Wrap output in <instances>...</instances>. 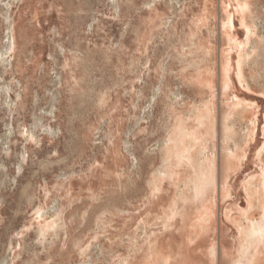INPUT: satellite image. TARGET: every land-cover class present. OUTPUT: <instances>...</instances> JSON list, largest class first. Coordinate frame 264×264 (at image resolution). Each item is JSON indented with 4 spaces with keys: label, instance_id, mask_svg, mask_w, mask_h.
Here are the masks:
<instances>
[{
    "label": "rangeland",
    "instance_id": "1",
    "mask_svg": "<svg viewBox=\"0 0 264 264\" xmlns=\"http://www.w3.org/2000/svg\"><path fill=\"white\" fill-rule=\"evenodd\" d=\"M263 186L264 0H0V264H228Z\"/></svg>",
    "mask_w": 264,
    "mask_h": 264
},
{
    "label": "bare ground",
    "instance_id": "2",
    "mask_svg": "<svg viewBox=\"0 0 264 264\" xmlns=\"http://www.w3.org/2000/svg\"><path fill=\"white\" fill-rule=\"evenodd\" d=\"M174 2V1H173ZM6 43L8 44V48L12 47V45L14 44V36H13V24L12 22L9 20V28L7 30V37H6ZM258 47V46H257ZM256 53V52H255ZM259 55V54H258ZM198 79H200V81H202V78L199 77ZM201 83V82H200ZM160 88L158 87L157 90H159ZM197 109V108H196ZM199 113V112H198ZM210 113V112H209ZM207 115V113H206ZM197 116V115H196ZM211 117V116H210ZM199 118V117H198ZM225 119V118H224ZM227 119V117H226ZM206 120V119H205ZM203 121V120H202ZM202 121H200L199 119V123L202 124ZM209 123V122H208ZM205 124V123H204ZM207 124V123H206ZM211 124H214L211 123ZM210 125V123H209ZM184 126V125H183ZM224 127V126H223ZM226 128V125H225ZM234 128V127H233ZM209 129V126H206V130ZM231 129V128H230ZM210 130V129H209ZM226 131V130H225ZM227 131H229V128L227 129ZM232 131V129H231ZM187 132V130H186ZM182 133V130H181ZM236 133V132H235ZM234 133V134H235ZM179 134V133H178ZM236 135V134H235ZM243 136V134H241ZM241 135H239V139L241 138ZM178 141V140H177ZM180 144V143H179ZM177 142H175V146L179 145ZM233 144L235 145V147H238L239 145V140L237 139L236 141H233ZM164 150L166 151V149L168 148V144L167 142H165V144L163 145ZM126 149L130 152V154L134 157V153L133 150L131 148V146L127 145ZM189 149V148H188ZM237 155V154H236ZM189 156V155H188ZM233 157V156H232ZM188 158V157H187ZM230 162L226 163L225 166H230ZM163 172H161L162 174ZM263 190H264V186H263ZM250 195L253 198L254 201H256V205L260 204V198H259V187H257V185L252 186L250 189ZM264 193V191H263ZM262 206V208L264 209V204L260 205ZM259 206V207H260ZM261 208V207H260ZM204 216L206 217V213L201 215V218L203 220ZM210 220V219H209ZM209 220L207 219L206 221L200 222L199 223V229H202L204 226L203 224H206L207 222H209ZM196 230H198L197 228H195ZM241 236H240V247H241V256L240 258H238L237 260L233 259V257H230L229 253H225V257H227V262L228 264H256L254 261L256 259V257L258 258V256H260L262 254V250L260 248V239L264 238L262 237L264 235V223L262 222L260 223H256L253 222L250 226H248V228L243 229L240 231ZM146 234V233H145ZM148 239V238H147ZM145 240V238H144ZM260 242V243H259ZM260 244V245H259ZM143 246V245H142ZM159 247V246H158ZM252 249H254V256L252 259ZM231 253V252H230ZM146 256V255H144ZM148 257V259H147ZM147 257H145V259H147V263L150 264V261H153L152 264H163L162 262L166 261L165 254H163L162 252H159V249L157 248L156 245H154L151 249V251L149 252V256L147 255ZM144 259V260H145Z\"/></svg>",
    "mask_w": 264,
    "mask_h": 264
},
{
    "label": "crops",
    "instance_id": "3",
    "mask_svg": "<svg viewBox=\"0 0 264 264\" xmlns=\"http://www.w3.org/2000/svg\"><path fill=\"white\" fill-rule=\"evenodd\" d=\"M198 219H200V216H199ZM199 230H200V229H199ZM194 231H196L195 228H194ZM156 246H157L158 249L160 248V247H158L159 245H156ZM181 249H182V247H179V248L176 250L175 254L177 253V256H176L175 259H174L175 261L177 260L176 262H180V263L185 261V260L182 258V256H181V257L178 256V253L181 252ZM159 250H160V249H159ZM214 250H215V249H214ZM162 251H163V250H162ZM180 254L182 255V253H180ZM165 255H166V254H165ZM178 257H179V258H178ZM213 257H214V255H213ZM167 258H168V257H167ZM178 259H179V260H178ZM182 259H183L184 261H183ZM175 261H174V262H175ZM173 264H174V263H173Z\"/></svg>",
    "mask_w": 264,
    "mask_h": 264
}]
</instances>
